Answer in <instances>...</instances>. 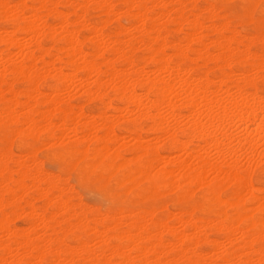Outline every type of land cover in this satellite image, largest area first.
Wrapping results in <instances>:
<instances>
[{"label":"bare ground","instance_id":"obj_1","mask_svg":"<svg viewBox=\"0 0 264 264\" xmlns=\"http://www.w3.org/2000/svg\"><path fill=\"white\" fill-rule=\"evenodd\" d=\"M228 1L0 0V264H264V0Z\"/></svg>","mask_w":264,"mask_h":264},{"label":"rangeland","instance_id":"obj_2","mask_svg":"<svg viewBox=\"0 0 264 264\" xmlns=\"http://www.w3.org/2000/svg\"><path fill=\"white\" fill-rule=\"evenodd\" d=\"M229 2V1H228ZM226 3L225 8L227 9L228 13H241L243 9V5L239 0H230L229 3ZM118 9H121L120 6H118ZM52 22V20H51ZM264 35V33H263ZM262 36V35H261ZM263 39V40H262ZM260 43V44H259ZM258 43V46L261 45L264 48V36L261 37L260 42ZM260 46V47H261ZM137 56H140V53H138ZM74 105H84V108L87 112L91 111H97L98 108H100L99 104L97 103H84L78 98H75L73 100ZM123 128H126V125L123 126ZM40 156L42 159H44L45 162V170L48 172H56L58 170V163L56 161L49 160L45 158L44 153L41 152ZM69 176H64L63 178L68 179ZM71 185H73L76 190L78 191L79 195L82 197V200L86 205H89L91 207L100 208L101 210H106L107 208H115V209H121L129 206L131 197H122L121 201L110 199V196L108 195V192L105 190L100 189L99 187L95 186H78V183L76 179L73 177H69ZM253 184L255 188H262L261 185L257 183V174L253 177ZM162 201L167 204L170 201L169 197H165L162 199ZM162 201L158 202L159 206L164 204L161 203ZM161 203V204H160ZM134 211H141L145 210L146 207L144 205H136L132 208ZM170 210L173 211L172 207H170ZM160 211V210H159ZM163 211V210H161ZM15 226L19 229H25L27 227L25 220L20 219L15 223ZM70 245L74 246L75 242L70 241ZM207 247H204L203 250H207Z\"/></svg>","mask_w":264,"mask_h":264}]
</instances>
